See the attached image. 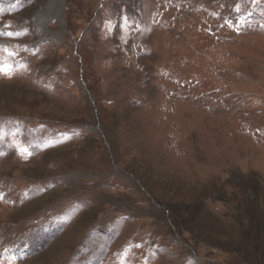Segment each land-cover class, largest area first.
I'll list each match as a JSON object with an SVG mask.
<instances>
[{
	"label": "rangeland",
	"instance_id": "374dc122",
	"mask_svg": "<svg viewBox=\"0 0 264 264\" xmlns=\"http://www.w3.org/2000/svg\"><path fill=\"white\" fill-rule=\"evenodd\" d=\"M0 65V264H264V0H0Z\"/></svg>",
	"mask_w": 264,
	"mask_h": 264
},
{
	"label": "snow or ice",
	"instance_id": "6c2138e0",
	"mask_svg": "<svg viewBox=\"0 0 264 264\" xmlns=\"http://www.w3.org/2000/svg\"><path fill=\"white\" fill-rule=\"evenodd\" d=\"M6 35L12 36L13 33L9 32V33H6ZM11 67H12L11 65H0V71H7L10 74Z\"/></svg>",
	"mask_w": 264,
	"mask_h": 264
}]
</instances>
